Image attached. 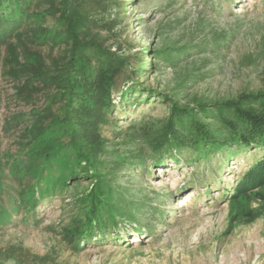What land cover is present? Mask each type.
Wrapping results in <instances>:
<instances>
[{
  "label": "trees",
  "instance_id": "16d2710c",
  "mask_svg": "<svg viewBox=\"0 0 264 264\" xmlns=\"http://www.w3.org/2000/svg\"><path fill=\"white\" fill-rule=\"evenodd\" d=\"M86 1L0 0V79L29 107L0 124V226L19 216L27 223L45 201L62 198L70 216L62 233L75 251L125 224L140 232L146 222L151 233L150 219L164 217L153 203L169 196L152 198L157 190L133 185L130 178L148 173L147 163L160 168L184 159L209 174L212 161L245 154L252 161L227 194V232L239 219L264 217V71L259 90L231 99L182 96L189 84L210 78L194 68L167 91L144 86L150 71L127 74L133 56L107 45L118 22L96 21L83 11ZM183 53L164 46L149 55L148 67L153 74L173 69ZM155 103L164 116L149 115ZM132 106L137 112L126 114Z\"/></svg>",
  "mask_w": 264,
  "mask_h": 264
},
{
  "label": "rangeland",
  "instance_id": "374dc122",
  "mask_svg": "<svg viewBox=\"0 0 264 264\" xmlns=\"http://www.w3.org/2000/svg\"><path fill=\"white\" fill-rule=\"evenodd\" d=\"M246 3L247 0H116L115 4L114 0H87L82 9L96 21L118 22L107 45L121 55L133 56L127 74L141 66L150 71L141 77L144 86L167 91L178 76L194 68L197 74L208 72L210 78L189 84L182 96L215 100L231 99L262 86L264 0H253L251 7ZM164 46H175L185 53L173 69L163 67L153 74L148 67V62L154 63L153 56L149 55ZM146 48L149 51L144 53ZM0 96L4 98L0 124L14 112L29 110L15 101L12 84L2 79ZM143 108L145 111L147 106ZM164 108L155 103L148 113L159 118L166 114ZM125 109L129 115L137 112L135 106ZM126 122L121 123V128L128 125ZM1 144L5 148L9 142L3 137ZM247 159L252 161L248 154L227 163L214 160L209 174L206 165L195 168L184 159L176 165L165 163L160 167L162 173L147 163L148 173L129 175L134 176L130 180L145 191L157 190L158 195L152 198L169 196L165 202L153 203L164 214L162 220L150 219L151 233L143 228L146 222L140 224V232L135 225L118 226L104 239L95 237L87 245L80 243L78 251L62 233L70 217L62 198H50L40 206L35 219L24 223L19 216L0 226V264H264V217L252 223L239 219L227 232V194L246 169L250 162ZM219 163L221 170L215 171ZM17 254L27 257L14 261Z\"/></svg>",
  "mask_w": 264,
  "mask_h": 264
},
{
  "label": "bare ground",
  "instance_id": "6f19581e",
  "mask_svg": "<svg viewBox=\"0 0 264 264\" xmlns=\"http://www.w3.org/2000/svg\"><path fill=\"white\" fill-rule=\"evenodd\" d=\"M247 5H246V7H251V6H253L252 4H253V0H247V3H246ZM160 172L162 173L163 172V170L160 168Z\"/></svg>",
  "mask_w": 264,
  "mask_h": 264
}]
</instances>
